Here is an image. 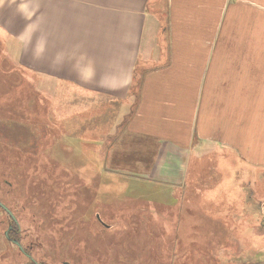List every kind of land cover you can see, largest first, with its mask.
Masks as SVG:
<instances>
[{"label":"crops","instance_id":"1","mask_svg":"<svg viewBox=\"0 0 264 264\" xmlns=\"http://www.w3.org/2000/svg\"><path fill=\"white\" fill-rule=\"evenodd\" d=\"M18 1L4 31L36 89L94 116L106 168L170 181L231 150L264 168V0Z\"/></svg>","mask_w":264,"mask_h":264},{"label":"rangeland","instance_id":"2","mask_svg":"<svg viewBox=\"0 0 264 264\" xmlns=\"http://www.w3.org/2000/svg\"><path fill=\"white\" fill-rule=\"evenodd\" d=\"M4 29L0 202L33 260L5 237L12 221L0 207V264H264L263 167L231 150V162L190 155L170 181L106 168L97 132L86 129L94 116L36 89ZM206 251L211 262L200 258Z\"/></svg>","mask_w":264,"mask_h":264},{"label":"flooded vegetation","instance_id":"3","mask_svg":"<svg viewBox=\"0 0 264 264\" xmlns=\"http://www.w3.org/2000/svg\"><path fill=\"white\" fill-rule=\"evenodd\" d=\"M3 204V203H2ZM9 209V208H8ZM10 211V210H9ZM11 212V211H10ZM7 213V212H6ZM12 213V212H11ZM9 215V214H8ZM12 215L14 216V219L15 220H13L12 218H11V216H9L10 217V219H11V221H12V223L11 224H9L8 225V227L10 226V229H9V231H8V236H9V238H7L6 236V238H7V240H9L12 244H14L15 246H17L15 243H13V240H15V241H17L18 243H19V245H20V247H21V249H19V247H18V249H19V251L25 256V257H29V258H31V256H30V254L22 247V244H21V242L19 241V239H17L16 237H14L13 235H12V232H14L16 229L18 230L19 228H18V225H17V219L15 218V215L12 213ZM7 227V228H8ZM206 255L205 256H200V258H202V260H205V263H207L208 261H210L211 262V257H210V255H209V251H206V253H205ZM32 259V258H31ZM33 260V259H32ZM34 262V261H33Z\"/></svg>","mask_w":264,"mask_h":264},{"label":"water","instance_id":"4","mask_svg":"<svg viewBox=\"0 0 264 264\" xmlns=\"http://www.w3.org/2000/svg\"><path fill=\"white\" fill-rule=\"evenodd\" d=\"M0 207L3 208V209L7 212V214H9V216H11V218H12L13 220H15V219H14V216H13L12 213L9 211V209H8L4 204H2L1 202H0ZM9 229H10V226H9V227L7 228V230L5 231V236H6L7 238H9V236H8V231H9ZM13 243H15V244L19 247V249H21V247H20V245H19V243H18L17 241L13 240Z\"/></svg>","mask_w":264,"mask_h":264}]
</instances>
